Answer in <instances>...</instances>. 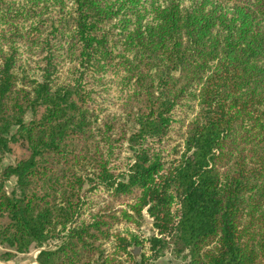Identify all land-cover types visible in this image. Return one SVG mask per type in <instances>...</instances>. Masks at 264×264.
I'll return each instance as SVG.
<instances>
[{"label": "trees", "instance_id": "obj_1", "mask_svg": "<svg viewBox=\"0 0 264 264\" xmlns=\"http://www.w3.org/2000/svg\"><path fill=\"white\" fill-rule=\"evenodd\" d=\"M179 244L264 264V0H0L4 259Z\"/></svg>", "mask_w": 264, "mask_h": 264}, {"label": "rangeland", "instance_id": "obj_2", "mask_svg": "<svg viewBox=\"0 0 264 264\" xmlns=\"http://www.w3.org/2000/svg\"><path fill=\"white\" fill-rule=\"evenodd\" d=\"M14 150L18 156L22 155L23 153V148L19 143L14 144ZM13 157L14 154L12 156H8L6 160L12 161ZM145 231L148 234H151L152 230H151L150 221L146 223ZM176 251H178V253L172 251L168 252L164 257L156 261H151L149 264H194L190 251L182 244L178 245V250ZM38 252H39L38 249L33 248L29 253L16 254L11 256L10 259H4L3 257L4 248L0 245V264H39L38 261L36 260Z\"/></svg>", "mask_w": 264, "mask_h": 264}, {"label": "water", "instance_id": "obj_3", "mask_svg": "<svg viewBox=\"0 0 264 264\" xmlns=\"http://www.w3.org/2000/svg\"><path fill=\"white\" fill-rule=\"evenodd\" d=\"M140 251H141V247H135V248L133 249V253H134L136 256H138V255L140 254Z\"/></svg>", "mask_w": 264, "mask_h": 264}]
</instances>
